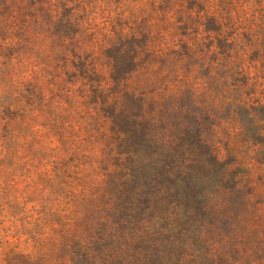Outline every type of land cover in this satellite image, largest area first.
Listing matches in <instances>:
<instances>
[{
  "label": "clouds",
  "instance_id": "obj_1",
  "mask_svg": "<svg viewBox=\"0 0 264 264\" xmlns=\"http://www.w3.org/2000/svg\"><path fill=\"white\" fill-rule=\"evenodd\" d=\"M0 264H264V0H0Z\"/></svg>",
  "mask_w": 264,
  "mask_h": 264
}]
</instances>
